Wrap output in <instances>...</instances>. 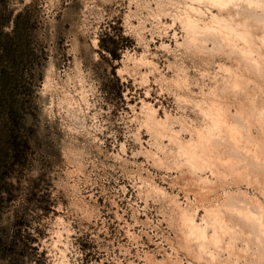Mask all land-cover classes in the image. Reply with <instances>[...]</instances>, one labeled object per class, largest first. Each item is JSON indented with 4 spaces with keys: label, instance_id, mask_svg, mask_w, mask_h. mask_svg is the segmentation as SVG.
Here are the masks:
<instances>
[{
    "label": "rangeland",
    "instance_id": "374dc122",
    "mask_svg": "<svg viewBox=\"0 0 264 264\" xmlns=\"http://www.w3.org/2000/svg\"><path fill=\"white\" fill-rule=\"evenodd\" d=\"M5 9L0 229L19 216L17 264H264V0Z\"/></svg>",
    "mask_w": 264,
    "mask_h": 264
},
{
    "label": "trees",
    "instance_id": "16d2710c",
    "mask_svg": "<svg viewBox=\"0 0 264 264\" xmlns=\"http://www.w3.org/2000/svg\"><path fill=\"white\" fill-rule=\"evenodd\" d=\"M5 1L6 0H0V31L4 26L7 25L9 20V14L6 12L5 9ZM98 46L101 49V52L107 54L112 59H117V55L115 52L116 42L107 33L99 37ZM104 54H101V56H104ZM12 131H13V127H12ZM10 144L12 145V148L15 150L17 147V141H15V136L13 135L10 138ZM9 196H10L9 186L4 182L3 173L0 172V204L2 201H6L9 198ZM9 226H10L9 228L0 229V252L1 254H5L9 256V260L11 264H17L19 257L16 248L17 247L19 248V255L22 257L25 254V251L30 246L28 242L30 240L24 241L23 236L20 234V230L22 227L18 215L16 214L13 215Z\"/></svg>",
    "mask_w": 264,
    "mask_h": 264
},
{
    "label": "bare ground",
    "instance_id": "6f19581e",
    "mask_svg": "<svg viewBox=\"0 0 264 264\" xmlns=\"http://www.w3.org/2000/svg\"><path fill=\"white\" fill-rule=\"evenodd\" d=\"M210 17H211V16H210ZM213 17H214V16H213ZM183 20H184V19H183ZM189 20H190V19H189ZM189 20H188V21H189ZM211 20H212V19H211ZM220 20H221V19H220ZM190 22H191V21H190ZM190 22H189V23H190ZM189 23H188V24H189ZM233 28H234V27H233ZM244 35H245V34H244ZM228 37H229V35H228ZM242 52H244V51H242Z\"/></svg>",
    "mask_w": 264,
    "mask_h": 264
}]
</instances>
